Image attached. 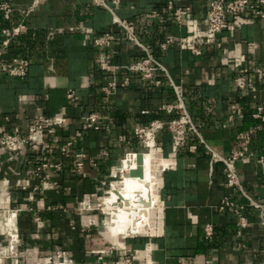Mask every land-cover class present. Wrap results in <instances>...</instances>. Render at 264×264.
I'll list each match as a JSON object with an SVG mask.
<instances>
[{"label": "crops", "instance_id": "1", "mask_svg": "<svg viewBox=\"0 0 264 264\" xmlns=\"http://www.w3.org/2000/svg\"><path fill=\"white\" fill-rule=\"evenodd\" d=\"M210 1L107 0L102 8L90 0H44L30 13L26 30L3 52L5 61L27 58L29 66L23 78L0 76V131L25 132L38 116L61 118L65 125L32 135L36 142L50 143L46 152L25 148L23 157H11L0 151V247L9 241L14 245L17 237L20 264L59 256L71 264H110L128 250L137 252L138 264H258L264 258L259 210L225 186L223 164L211 160L212 154L251 153L235 163L236 173L244 191L264 201L258 165L264 141L253 130L240 129L245 113L254 114L257 106L264 113V26L253 11L231 16L217 42L204 45ZM0 2L14 8L10 21L0 16V25L8 27L21 20L32 0ZM169 4L183 10L180 23L169 14ZM104 33L111 35L110 46L95 47L93 40ZM130 33L183 88L192 120L202 125L200 138L188 132L184 145L173 141L166 123L179 113L168 114L164 107L175 101L174 93L162 74L161 85L155 86L127 70L144 56ZM167 37L173 41L162 50ZM102 52L111 56L112 71L100 69ZM241 71L244 90L234 86ZM125 78L127 85L110 94L101 91ZM69 90L77 96L75 104L67 100ZM234 107L242 109L241 118ZM91 114L99 116L97 129L83 131ZM154 121L164 125L155 131L154 145L145 148L135 129ZM69 141L73 145L61 154ZM79 153L84 157L77 159ZM129 153L149 154L152 206L142 229L113 242L100 231L105 213L98 202L120 185L117 168ZM41 156L60 164L43 183L33 174ZM77 160L83 164L80 171ZM223 197L245 206L248 225L240 233L234 214L217 210ZM206 224L212 225L210 238L204 234ZM0 264L14 263L0 255Z\"/></svg>", "mask_w": 264, "mask_h": 264}, {"label": "built area", "instance_id": "2", "mask_svg": "<svg viewBox=\"0 0 264 264\" xmlns=\"http://www.w3.org/2000/svg\"><path fill=\"white\" fill-rule=\"evenodd\" d=\"M44 0H32L29 7L24 9L21 13V20L17 24H11L8 27L0 25V76L23 78L26 75L29 61L27 58H14L8 61L3 59V52L7 49L10 42L18 36L22 31L26 30L25 20L28 18L30 13L38 7V5ZM91 4L95 7L107 8V0H90ZM264 0H259L258 3H251L249 0H211L209 6L205 12L204 20V40L202 44L212 45L218 40L220 33L227 24L229 17L242 15L248 11H253L256 17L260 19L264 26ZM167 10L172 18L180 23L182 21L183 10L181 8L173 9L172 5L167 6ZM14 12L13 6L8 2H0V16L4 21H10ZM194 24H197L196 20H193ZM129 38L137 44V46L143 51L144 56L142 59L134 64L127 67L128 71L138 72L150 84L160 86L162 81L158 74L164 75L172 88L174 93L175 101L164 107V110L168 114L178 112V116L174 119L169 120L166 125L168 126L172 139L175 143L184 145L186 135L188 132L193 133L194 136L200 138L199 131L202 125L195 123L188 111V106L185 102L186 96L184 90L180 85H175L167 75L163 65L153 57L150 51L138 42L134 36L130 33ZM173 41L172 37H167L166 41L161 44V49L165 50L168 43ZM111 35L104 33L93 40L95 47L100 49H106L110 46ZM98 65L102 71H112L111 56L107 52H102L98 58ZM128 84V78H125L122 83L116 84L114 82L108 83L106 86L101 88L104 94H110L114 92L117 87H123ZM234 86L239 90H244L247 87L245 73L241 71L234 79ZM67 100L71 103H76L77 96L73 91H68L66 94ZM235 116L241 118L243 115L242 109L234 107ZM255 119L260 120L264 123L263 107L257 106L253 114ZM99 119L97 114L89 115L82 126V130L97 129L95 121ZM65 121L61 118L46 119L43 117H36L29 125L25 132H22L19 128H14L11 133H3L0 131V151L9 154L11 157H23V150L25 148L30 149L32 153L39 154L46 152L50 149V143L43 140L36 142L32 135L37 132H43L46 128L52 126H64ZM164 125L162 121H154L147 127H138L135 129V136L140 139L143 146L146 147V143L151 141L154 145L155 131ZM50 131V130H48ZM51 132V131H50ZM74 141L66 142L61 148V154H66L69 148L73 145ZM251 153L244 151H232L228 157L221 158L214 154L211 156L213 163L220 162L224 166L225 173V186L227 188L236 189L242 193L247 199L248 206L259 210V221L261 226L264 228V201H257L251 195L247 194L241 184V181L236 173L235 163L244 159H248ZM77 159L84 157L82 153L76 155ZM76 169L80 171L82 169V162L76 161ZM259 168L264 173V156L259 157ZM60 169L59 163H54L47 160L44 157H40L35 164L33 169L34 176L39 179L40 183H43L50 179V171H58ZM244 205L239 204L229 197H223L217 206L219 212L231 211L236 219V226L239 229V233L245 229L248 225V219L243 214ZM204 234L207 238L213 235V229L211 224L204 226ZM17 245V237L14 245L10 244L0 247V255L10 256L13 259L14 264H20L18 258L15 256V249ZM57 261V262H56ZM39 264H71V261L64 257H57V260L53 258H46ZM110 264H138V255L136 251L128 250L118 256V258ZM245 264H253L251 261H246ZM264 264V258L258 263Z\"/></svg>", "mask_w": 264, "mask_h": 264}, {"label": "bare ground", "instance_id": "3", "mask_svg": "<svg viewBox=\"0 0 264 264\" xmlns=\"http://www.w3.org/2000/svg\"><path fill=\"white\" fill-rule=\"evenodd\" d=\"M152 145L151 141L146 143L147 147ZM141 155L140 165L137 153L123 157L117 168L122 173L120 185L112 186L109 197L102 201L107 212L100 231L113 242H118L123 235L138 232L149 218L152 206L150 157L148 153Z\"/></svg>", "mask_w": 264, "mask_h": 264}, {"label": "trees", "instance_id": "4", "mask_svg": "<svg viewBox=\"0 0 264 264\" xmlns=\"http://www.w3.org/2000/svg\"><path fill=\"white\" fill-rule=\"evenodd\" d=\"M252 114V112H248L243 115V121L240 127L241 132L253 130L258 141H264V123L258 119H254Z\"/></svg>", "mask_w": 264, "mask_h": 264}, {"label": "rangeland", "instance_id": "5", "mask_svg": "<svg viewBox=\"0 0 264 264\" xmlns=\"http://www.w3.org/2000/svg\"><path fill=\"white\" fill-rule=\"evenodd\" d=\"M118 174L116 175V177H115V180L116 181H119V182H121V180H122V173H120V172H117ZM120 173V174H119ZM120 184V183H119ZM119 186V185H118ZM105 207L103 206V204H102V202L100 201V202H98V209L100 210V209H104ZM106 212H107V210H104V213L106 214Z\"/></svg>", "mask_w": 264, "mask_h": 264}, {"label": "water", "instance_id": "6", "mask_svg": "<svg viewBox=\"0 0 264 264\" xmlns=\"http://www.w3.org/2000/svg\"><path fill=\"white\" fill-rule=\"evenodd\" d=\"M141 162H142V155H141V153H137V163H138V165H140Z\"/></svg>", "mask_w": 264, "mask_h": 264}]
</instances>
